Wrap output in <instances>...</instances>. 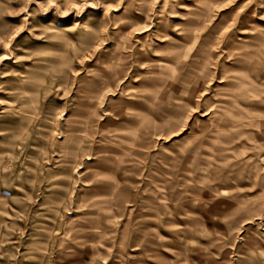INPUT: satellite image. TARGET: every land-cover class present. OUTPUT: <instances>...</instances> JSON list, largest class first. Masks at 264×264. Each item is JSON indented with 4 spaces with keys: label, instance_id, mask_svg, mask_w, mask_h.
Listing matches in <instances>:
<instances>
[{
    "label": "rangeland",
    "instance_id": "rangeland-1",
    "mask_svg": "<svg viewBox=\"0 0 264 264\" xmlns=\"http://www.w3.org/2000/svg\"><path fill=\"white\" fill-rule=\"evenodd\" d=\"M262 33L264 0H0V264H264Z\"/></svg>",
    "mask_w": 264,
    "mask_h": 264
},
{
    "label": "bare ground",
    "instance_id": "bare-ground-1",
    "mask_svg": "<svg viewBox=\"0 0 264 264\" xmlns=\"http://www.w3.org/2000/svg\"><path fill=\"white\" fill-rule=\"evenodd\" d=\"M65 12V11H64ZM245 27H247V26H245ZM245 29H247V31L249 30L248 28H245ZM253 29V28H252ZM231 30V29H230ZM254 30H255V28H254ZM251 32V31H250ZM245 34V33H244ZM253 34V33H252ZM248 35H251V34H248ZM243 36V35H242ZM245 36H246V34H245ZM244 36V37H245ZM264 35H263V33L262 34H260V35H258V38H262ZM230 38V37H229ZM247 38V37H246ZM234 39H235V37H234ZM237 40H240V42H244L245 40H243V39H237ZM227 41V40H226ZM226 41H224V42H226ZM233 41V40H232ZM230 41L228 40V42L227 43H229ZM235 42V41H234ZM238 42V41H237ZM233 43V42H232ZM232 43H230V44H232ZM229 44V45H230ZM242 44V43H241ZM251 44V43H250ZM228 45V46H229ZM236 45V44H235ZM234 45V46H235ZM246 47V46H245ZM228 48V47H227ZM233 48V47H232ZM256 48H258V47H256ZM237 49H239L240 50V48H237ZM237 49H235V50H237ZM231 50V49H230ZM259 50V49H258ZM12 51V50H11ZM255 51V50H254ZM247 52V51H246ZM246 52H242V51H240L239 53L237 52V59H236V61H238V62H243L244 60H246L245 58H247V57H250V56H252L253 54H255V52H253V53H246ZM257 52V51H256ZM15 53V52H14ZM235 53H233V55H234ZM17 55V54H16ZM230 55V54H229ZM257 56V55H256ZM264 57V56H263ZM15 58V57H14ZM252 59V58H251ZM234 60V59H233ZM17 61V60H16ZM235 61V62H236ZM263 62V61H262ZM22 63V62H21ZM18 64V63H17ZM28 64V63H27ZM13 66V65H12ZM27 66V65H26ZM19 67V66H18ZM21 67V66H20ZM19 67V68H20ZM15 68V67H14ZM245 68V67H244ZM252 70H254L255 72H257V73H260L262 76H264V64H260L259 62H255V63H253V65H252ZM233 69V68H232ZM231 69V70H232ZM261 71V72H260ZM15 76V75H14ZM18 76V75H17ZM230 76V75H229ZM250 77H252V75H249V74H247V75H241V76H237V75H235V76H233V77H231V78H229V77H226V81L227 82H229L230 83V85H233L234 87H236L237 88V92L235 93V94H238L240 97H243L245 94H246V92H247V89H248V86L249 85H251V84H254V78L252 79V78H250ZM19 78V77H18ZM260 80H262V79H260ZM258 83V82H257ZM244 84H246V86H243ZM264 84V83H263ZM259 85V84H258ZM260 85H262V84H260ZM260 89V88H259ZM264 89V88H263ZM81 90V89H80ZM250 91H252V90H250ZM263 91V90H262ZM83 93V92H82ZM263 93V92H262ZM1 94V93H0ZM92 94V93H91ZM4 95V94H3ZM236 96V95H235ZM79 98H81V97H79ZM262 100V99H261ZM19 101V100H18ZM82 102V101H81ZM234 102V101H233ZM237 102V101H236ZM78 103V102H77ZM256 103V102H255ZM227 104H228V101L226 102V103H224V107L220 110V106H221V104H220V106H217V110L219 111V112H221V111H225V110H232V107H231V104H229L228 106H227ZM77 106H80V105H77ZM82 106V105H81ZM15 108V107H14ZM239 110L240 109H237V110H232L231 112H232V114H235V113H239ZM240 112H241V110H240ZM8 117V116H7ZM16 119V118H15ZM5 120V119H4ZM7 122V121H6ZM76 127V126H75ZM76 128H78V127H76ZM4 132V131H3ZM11 155V154H10ZM11 157H12V155H11ZM6 160H8V159H6ZM17 160V159H16ZM3 162V161H2ZM9 162H11L10 160H9ZM7 163V162H6ZM28 163V162H27ZM9 164V163H8ZM11 164V163H10ZM1 165V164H0ZM23 165H25V164H23ZM3 166V165H2ZM1 166V167H2ZM14 166V165H13ZM27 167V166H26ZM18 169H19V167H18Z\"/></svg>",
    "mask_w": 264,
    "mask_h": 264
},
{
    "label": "crops",
    "instance_id": "crops-1",
    "mask_svg": "<svg viewBox=\"0 0 264 264\" xmlns=\"http://www.w3.org/2000/svg\"><path fill=\"white\" fill-rule=\"evenodd\" d=\"M226 84H228V85H230V83L229 82H227L226 81ZM227 101H224V102H222V101H219V104H215V106H216V108H215V111H214V113H217V112H219L218 110H217V106H220V104H221V108H220V110L224 107V103H226ZM229 104H227V106H228ZM226 112L228 111V112H230L229 114H230V117H235L237 114H232V110L230 109V110H225ZM224 112V111H223Z\"/></svg>",
    "mask_w": 264,
    "mask_h": 264
}]
</instances>
